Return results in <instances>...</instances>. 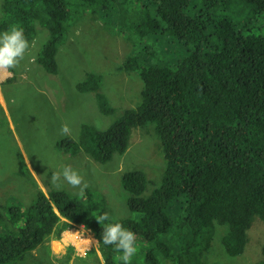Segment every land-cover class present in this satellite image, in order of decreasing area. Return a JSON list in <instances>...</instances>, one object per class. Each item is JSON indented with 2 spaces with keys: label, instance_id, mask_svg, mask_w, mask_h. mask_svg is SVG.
Masks as SVG:
<instances>
[{
  "label": "trees",
  "instance_id": "trees-1",
  "mask_svg": "<svg viewBox=\"0 0 264 264\" xmlns=\"http://www.w3.org/2000/svg\"><path fill=\"white\" fill-rule=\"evenodd\" d=\"M132 1L137 5L142 0ZM219 1L205 0L211 8ZM246 1L264 12V0ZM77 2L84 8L112 4L122 29L138 41L168 36L190 48L172 66L145 67L139 55H128L118 71H138L143 83L138 106L105 131L82 125L76 141L58 144L65 152L82 151L106 164L127 151L133 128L153 124L166 161L163 181L143 198L145 174L124 173L127 206L137 220L109 219L101 224L95 219L106 212L89 191L78 198L64 191L39 190L28 208L6 209L12 229L0 223V264H22L47 238L58 240L72 226L83 227L100 242L103 264H122L117 259L122 253L102 243L103 228L109 223H120L149 247L144 264H205L217 226L227 229L221 238L227 256L242 255L252 219L264 224V36L237 30L208 12L195 13L189 0H149L152 12L130 8L127 0ZM1 15L0 33L16 26L30 41L32 23L47 30L48 41L36 62L55 75L56 55L73 20L69 0H2ZM132 36L127 37L131 43ZM142 54L155 56L149 48ZM100 84L101 76L88 74L76 90L95 93L99 112L110 115L114 110L100 93ZM18 156L20 173L25 175V163ZM262 257L257 264H264V245ZM130 264L140 263L131 259Z\"/></svg>",
  "mask_w": 264,
  "mask_h": 264
},
{
  "label": "rangeland",
  "instance_id": "rangeland-1",
  "mask_svg": "<svg viewBox=\"0 0 264 264\" xmlns=\"http://www.w3.org/2000/svg\"><path fill=\"white\" fill-rule=\"evenodd\" d=\"M225 1L220 0L211 8L205 0H189V8L195 13L208 12L225 19L237 30L264 36V12H259L246 0ZM69 2L73 20L67 25L56 55L57 73L48 74L36 62L49 34L34 22V37L28 41L30 47L23 60L9 70L11 76L0 78V223L7 224L9 229L12 224L7 220L6 209L13 205L28 208L35 202L39 190L82 196L78 188H72L63 178L60 187L50 183L51 174L62 171L65 166H70L83 177L88 185L84 191L92 194L93 202L113 221L137 220V215L127 206L130 195L122 185L124 173L140 171L145 174L147 185L143 198L149 197L163 181L166 161L153 124L133 128L127 151L114 155L106 164L95 162L82 151L72 153L67 149L65 152L58 144L66 139L76 141L82 125L105 131L125 111L138 106L143 89L138 71H118L128 55H139L145 67L153 63L172 66L176 59L190 52V48L168 36L138 41L122 29L117 9L112 4L92 3L84 8L77 0ZM1 3L2 0L0 19ZM126 5L135 6L140 12L144 9L152 12L149 0H142L137 5L127 0ZM129 36L133 38L132 43L127 38ZM144 48L153 50L155 56H144ZM88 74L101 76L100 93L113 108L112 114L99 112L95 93L76 90V85ZM64 124L71 129L70 135L61 134ZM18 155L25 163V175L20 173L22 166ZM226 230V227L215 228L205 264H257L262 260L264 224L257 217L252 219L247 245L238 257H229L224 251L221 238ZM80 231L84 233L75 235ZM84 239L96 241L90 231L72 226L58 240L47 238L26 256L22 264H103L98 244L89 245L83 242ZM135 246L138 251L132 260L144 264L149 247L139 238L135 239Z\"/></svg>",
  "mask_w": 264,
  "mask_h": 264
},
{
  "label": "clouds",
  "instance_id": "clouds-1",
  "mask_svg": "<svg viewBox=\"0 0 264 264\" xmlns=\"http://www.w3.org/2000/svg\"><path fill=\"white\" fill-rule=\"evenodd\" d=\"M29 47V42L25 39L22 28L12 26L10 30L0 34V78L12 75L9 70L15 68L23 60ZM60 131L62 135H70L71 129L67 124H64L61 126ZM61 178L72 188H78L81 195L88 187L83 177L70 166H65L62 171L53 172L50 183L60 187ZM109 219L108 213H104L95 220L101 224ZM81 233L84 232H76L75 235ZM71 234L73 233L71 232ZM135 239V233L124 229L120 223H109L103 228L102 243L105 246L114 245L116 250L122 253L117 257L118 260L122 261V264H130L131 259L137 253L138 248L135 246ZM83 242L89 245L100 243L92 239H84Z\"/></svg>",
  "mask_w": 264,
  "mask_h": 264
}]
</instances>
